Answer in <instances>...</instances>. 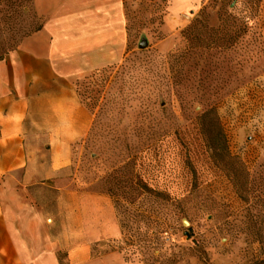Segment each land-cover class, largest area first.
<instances>
[{"label":"rangeland","instance_id":"rangeland-1","mask_svg":"<svg viewBox=\"0 0 264 264\" xmlns=\"http://www.w3.org/2000/svg\"><path fill=\"white\" fill-rule=\"evenodd\" d=\"M33 2L0 0V58L40 25ZM123 11V58L75 82L92 115L64 184L77 193L47 183L30 195L67 214L58 225L73 218L106 264H264V0H124ZM82 194L100 198L85 208ZM96 217L159 238L146 256L119 253L120 234L83 235Z\"/></svg>","mask_w":264,"mask_h":264},{"label":"crops","instance_id":"crops-1","mask_svg":"<svg viewBox=\"0 0 264 264\" xmlns=\"http://www.w3.org/2000/svg\"><path fill=\"white\" fill-rule=\"evenodd\" d=\"M33 7L41 28L0 59V264H106L90 257L91 245L80 242L73 218L58 225L67 214L47 212L29 191L51 183L67 191L69 200L77 193L64 184L74 180V147L88 134L92 115L75 82L123 58V5L121 0H34ZM80 198L86 208L88 199L100 196ZM82 223L85 236L120 234L112 220ZM65 236L78 239L66 246Z\"/></svg>","mask_w":264,"mask_h":264},{"label":"trees","instance_id":"trees-1","mask_svg":"<svg viewBox=\"0 0 264 264\" xmlns=\"http://www.w3.org/2000/svg\"><path fill=\"white\" fill-rule=\"evenodd\" d=\"M143 2H145V0H143ZM123 5H124V0H123ZM41 25L42 24L40 22V25L35 30H33L32 32L40 29ZM236 189L242 190V187H237ZM120 235H121V239L117 240L119 245L113 247V251L123 253V251L127 250V251H129L128 253H132L133 251L136 250L145 256L147 254H149L148 251L150 250V248H154L153 244H156L157 240L159 238V237H157L156 233L151 232V231L146 232V233H126V231L124 230L122 225H121ZM123 245H125L126 248ZM124 260L131 263V259L127 256L124 257ZM145 264H161V263L160 262H158V263L152 262V263H145Z\"/></svg>","mask_w":264,"mask_h":264},{"label":"water","instance_id":"water-1","mask_svg":"<svg viewBox=\"0 0 264 264\" xmlns=\"http://www.w3.org/2000/svg\"><path fill=\"white\" fill-rule=\"evenodd\" d=\"M140 47H144V45H141Z\"/></svg>","mask_w":264,"mask_h":264}]
</instances>
